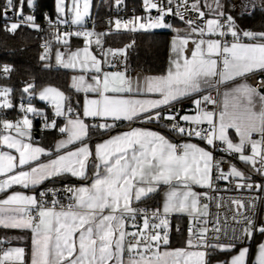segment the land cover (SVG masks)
<instances>
[{
  "label": "snow or ice",
  "instance_id": "1",
  "mask_svg": "<svg viewBox=\"0 0 264 264\" xmlns=\"http://www.w3.org/2000/svg\"><path fill=\"white\" fill-rule=\"evenodd\" d=\"M91 7L0 3V31L46 33L43 66L72 72L67 92L17 89L0 64V264H264V30L239 23L264 0H142L104 31ZM155 29L159 74H132L134 38L105 46Z\"/></svg>",
  "mask_w": 264,
  "mask_h": 264
},
{
  "label": "trees",
  "instance_id": "2",
  "mask_svg": "<svg viewBox=\"0 0 264 264\" xmlns=\"http://www.w3.org/2000/svg\"><path fill=\"white\" fill-rule=\"evenodd\" d=\"M92 1V16L95 18L96 31H104L107 28V20L110 16V11L115 6L114 0H108L107 4ZM3 0H0L2 3ZM42 10L52 13L55 7V0H38ZM125 6L138 7V0H124ZM27 11V9H26ZM39 15V13H37ZM42 23V21H39ZM241 27L251 28L253 30H264V15L259 11L254 16L245 17L239 21ZM167 32L156 31L148 33H113L105 37V46L122 47L133 38L135 44L128 49V62L133 70H141L147 73L159 74L166 68V53H167ZM40 40L35 37V32L27 29H22L15 36H9L3 31H0V64L10 63L13 65L14 71L11 79L5 81L19 89L21 81H27L34 77L38 85L51 84L57 86L64 91H68V75L69 72L64 69L50 66L45 68V61L39 59L40 50L38 48ZM75 43V40L73 41ZM55 48V45H54ZM19 100L17 93V102ZM37 107L44 105L35 101ZM37 138L40 137L39 121L34 122ZM52 139L51 135L46 136L44 143ZM151 203V201H150ZM177 223L176 220H173ZM180 220L179 223H184ZM0 235L3 232L0 231ZM260 237L257 235L256 240ZM173 246H179V238L173 234ZM254 248V245H253Z\"/></svg>",
  "mask_w": 264,
  "mask_h": 264
},
{
  "label": "built area",
  "instance_id": "3",
  "mask_svg": "<svg viewBox=\"0 0 264 264\" xmlns=\"http://www.w3.org/2000/svg\"><path fill=\"white\" fill-rule=\"evenodd\" d=\"M138 2H139V6L138 7L122 5L121 6L122 10L120 12H117L116 11V6H113L111 8L109 18L115 17V16H121V17H125L126 18L128 16H131V15H133V12H132V9L133 8L136 9L137 14L140 13L142 11V7H141L142 0H138ZM93 20L95 21V18H93V17L88 20V23H87V26L88 27H92ZM35 37L40 40V42L38 44V48H39L40 53H41L42 52V49L40 48V44L42 43L41 37H46V33H36L35 32ZM43 107H46V105H44ZM178 107H180V106L178 105ZM185 107H187V106H185ZM194 142H198V141H194ZM225 195L246 197L247 195H249V193H246V192H241V193L230 192V193H225ZM256 215L258 217H264V201L257 203V206H256ZM175 224L176 223L173 222V227H175ZM180 225H181L182 228H185L186 227V221L184 223H180ZM174 234H175V232H174Z\"/></svg>",
  "mask_w": 264,
  "mask_h": 264
},
{
  "label": "crops",
  "instance_id": "4",
  "mask_svg": "<svg viewBox=\"0 0 264 264\" xmlns=\"http://www.w3.org/2000/svg\"><path fill=\"white\" fill-rule=\"evenodd\" d=\"M156 31H162V32H167L168 33V37H167V53H166V67H167V60H168V42H169V40H170V32L167 30V29H155V30H151L150 32H156ZM107 47V46H106ZM51 66H54V67H56V68H60V69H63V68H61V67H59V66H57V65H55V60H54V54H53V58H52V60H51ZM166 69V68H165ZM64 70H66V69H64ZM68 72H69V75H68V86H69V84H70V77H71V75H72V72L70 71V70H67ZM138 71H141V70H133L132 71V74L133 75H135V73L136 72H138ZM143 72V71H142ZM144 73H147V72H144ZM147 74H153V73H147ZM37 101H39V100H37ZM40 102V101H39ZM43 105H45L43 102H41ZM36 106V105H35ZM151 127V126H150ZM34 129H35V127H34ZM35 135L37 136V134H36V131H35ZM182 220H184V221H186V218H184V219H182ZM17 242L16 241H13V244L15 245ZM20 246H23V245H20Z\"/></svg>",
  "mask_w": 264,
  "mask_h": 264
},
{
  "label": "rangeland",
  "instance_id": "5",
  "mask_svg": "<svg viewBox=\"0 0 264 264\" xmlns=\"http://www.w3.org/2000/svg\"><path fill=\"white\" fill-rule=\"evenodd\" d=\"M92 1H93V0H91V4H92ZM96 2H97V4H98L99 2H103V3L107 4L108 0H97ZM92 8H93V6H92L91 9H90V16H92Z\"/></svg>",
  "mask_w": 264,
  "mask_h": 264
},
{
  "label": "water",
  "instance_id": "6",
  "mask_svg": "<svg viewBox=\"0 0 264 264\" xmlns=\"http://www.w3.org/2000/svg\"><path fill=\"white\" fill-rule=\"evenodd\" d=\"M37 137V136H36Z\"/></svg>",
  "mask_w": 264,
  "mask_h": 264
}]
</instances>
